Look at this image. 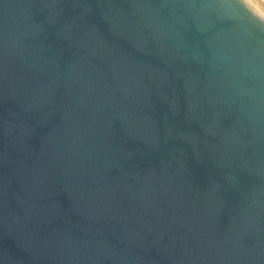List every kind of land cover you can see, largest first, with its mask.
Wrapping results in <instances>:
<instances>
[{
	"label": "water",
	"instance_id": "water-1",
	"mask_svg": "<svg viewBox=\"0 0 264 264\" xmlns=\"http://www.w3.org/2000/svg\"><path fill=\"white\" fill-rule=\"evenodd\" d=\"M0 264H264V21L0 0Z\"/></svg>",
	"mask_w": 264,
	"mask_h": 264
},
{
	"label": "rangeland",
	"instance_id": "rangeland-1",
	"mask_svg": "<svg viewBox=\"0 0 264 264\" xmlns=\"http://www.w3.org/2000/svg\"><path fill=\"white\" fill-rule=\"evenodd\" d=\"M264 18V0H244Z\"/></svg>",
	"mask_w": 264,
	"mask_h": 264
},
{
	"label": "bare ground",
	"instance_id": "bare-ground-1",
	"mask_svg": "<svg viewBox=\"0 0 264 264\" xmlns=\"http://www.w3.org/2000/svg\"><path fill=\"white\" fill-rule=\"evenodd\" d=\"M244 1V0H243ZM245 2V1H244ZM245 4L247 5V7H249V9L251 10V11H253L254 13H255V15H257L259 18H261L263 21H264V18H263V16H261L256 10H254L251 6H249V4H247L246 2H245Z\"/></svg>",
	"mask_w": 264,
	"mask_h": 264
}]
</instances>
